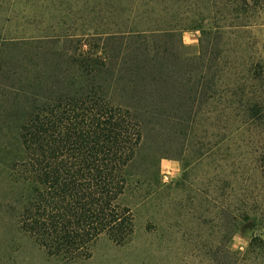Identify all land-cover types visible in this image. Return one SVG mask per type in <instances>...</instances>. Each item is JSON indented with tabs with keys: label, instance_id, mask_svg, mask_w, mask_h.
<instances>
[{
	"label": "trees",
	"instance_id": "16d2710c",
	"mask_svg": "<svg viewBox=\"0 0 264 264\" xmlns=\"http://www.w3.org/2000/svg\"><path fill=\"white\" fill-rule=\"evenodd\" d=\"M88 13L90 33L27 39L37 51L74 44L54 54L52 72L5 69L0 53V105L15 121L2 142L3 173L22 188L21 229L67 260L90 257L105 234L131 241L136 217L121 197L138 182L130 168L143 115L160 112L145 97L172 79L178 111L195 117L205 103L209 144L196 158L206 163L203 195L172 208V240L184 248L177 260L264 264L263 236L243 253L229 246L245 222L264 225V0H94ZM193 28L198 53L186 56L182 32ZM8 77L15 83H3Z\"/></svg>",
	"mask_w": 264,
	"mask_h": 264
},
{
	"label": "rangeland",
	"instance_id": "374dc122",
	"mask_svg": "<svg viewBox=\"0 0 264 264\" xmlns=\"http://www.w3.org/2000/svg\"><path fill=\"white\" fill-rule=\"evenodd\" d=\"M93 1L0 0V53L5 69L12 70L17 64L23 68L36 64L39 65L36 71H54L58 61L54 54L60 49L71 52L74 44L64 46L59 43L57 47L53 42L43 43L37 51L35 44L28 43L27 39L57 32H92L94 24L88 11ZM200 37L199 28L182 32L186 56L198 53ZM3 83L11 85L15 81L8 77ZM173 84L171 79L167 88L158 87L161 93L145 97L149 101L152 99L150 104L157 106L160 112L143 115V140L130 168L138 182L121 197V202L133 209L136 231L131 241L123 245H117L106 234L100 236L92 246L91 256L86 259L48 256L35 238L19 226L16 219L19 205L15 200L22 188L4 177L8 160L2 150V144L9 143L5 134L14 131L15 121L13 117L5 116L3 103L0 105V264L180 263L176 252L180 253L184 248L172 240V208L178 202L185 204L190 195L195 196V202L196 197L203 195L206 163L197 164L196 158L199 149L209 144L204 135L208 125L203 116L206 114L205 103L195 107L199 109L195 117L188 109L178 111ZM203 99L198 94L195 102ZM198 101L196 103L200 104ZM199 137L204 143H200ZM188 164L190 166L184 169L183 166ZM184 176L187 180H183ZM237 235L244 242L242 248L233 239ZM254 235L264 237V225L247 221L234 232L229 246L235 252L243 253Z\"/></svg>",
	"mask_w": 264,
	"mask_h": 264
},
{
	"label": "clouds",
	"instance_id": "9594fccd",
	"mask_svg": "<svg viewBox=\"0 0 264 264\" xmlns=\"http://www.w3.org/2000/svg\"><path fill=\"white\" fill-rule=\"evenodd\" d=\"M233 239L237 242V244H239L241 246V248L243 247V241L240 239V237L237 235V236H234Z\"/></svg>",
	"mask_w": 264,
	"mask_h": 264
}]
</instances>
